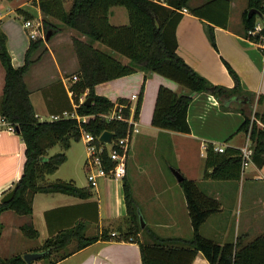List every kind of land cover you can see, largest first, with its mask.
<instances>
[{"label": "trees", "instance_id": "1", "mask_svg": "<svg viewBox=\"0 0 264 264\" xmlns=\"http://www.w3.org/2000/svg\"><path fill=\"white\" fill-rule=\"evenodd\" d=\"M71 2L70 9L66 10V0L33 1L45 18L40 22L36 40H30L25 64L21 68L13 66L7 49V36L0 29V62L6 73L4 92L0 99V116L14 127L15 133L21 137L26 147L23 174L12 188L17 185V191L11 202L0 206V217L7 211L31 217L33 199L38 193H60L83 200L92 196L90 187L79 188L74 181H47V177L54 175L67 162L71 141L81 140V127L75 120L41 121L30 99L31 93L25 78L35 63L32 57L40 50V56L45 54L47 35L51 34L49 39L51 40L61 31L59 26L47 19L77 31L87 39L86 43L74 41L79 64V81L70 87L73 103L78 107L77 112L81 115L96 116V119L82 126L83 130L94 135L109 131L115 138L125 137L129 130L128 124L117 121L108 123L99 116L109 114L116 105H124L122 116L128 119L131 115L132 102L123 98L112 102L105 97L96 96L95 87L138 71L151 72L189 91L187 94L178 95L165 86L159 87L151 119L153 128L190 135L188 109L194 97L202 93L213 96L225 111L233 109L230 104L234 102L237 104L234 105L235 110L245 119L239 131L248 133L251 128L252 162L259 168L264 166V114L257 110L253 112L254 106H264V96H259L257 100L249 96L227 63L226 66L235 81L232 89L210 83L177 53L176 30L184 18V10L209 23L206 28L207 35L213 47L217 49L214 27L228 28L229 0H210L196 8L190 7L191 0H71ZM113 7H123L127 10L129 17L127 25L110 24L109 13ZM250 10H257L264 17L263 0H248V9L242 16L244 38L258 44L260 36H264V29L261 35L254 36L250 33L257 22V16H248ZM18 14L24 18V22L35 20L33 15L24 10H18ZM96 43L106 48V51L95 48ZM117 56L127 59L129 63L123 64ZM144 89L143 84L134 112L136 120L140 116ZM86 94V99H93L90 106L80 103L81 97ZM56 146H60L62 152L49 156V151ZM215 148L214 144L206 145L204 180H240L243 173L241 151L226 148L223 153H219ZM180 187L186 197L193 229L190 239L162 238L147 226L142 229L139 206L131 185L124 181L126 228H119V236L113 237L109 230H104L94 237H87L86 225L80 222L47 240L38 252L49 250V254L43 260H46L47 264H56L59 260L95 242L116 240L138 244L143 264H193L198 254H202L209 264H264V233L248 244H244L241 238L236 242L220 244L204 237L201 234L202 226L221 211V205L216 199L204 194L196 181L184 177ZM2 230L3 225L0 221V235ZM20 231L28 239L39 238V233L31 221L22 225ZM144 235L148 237V241H143ZM73 242H76V247L72 252H67L56 260L51 259ZM0 264L27 263L23 256L18 255L9 259L0 257Z\"/></svg>", "mask_w": 264, "mask_h": 264}, {"label": "crops", "instance_id": "2", "mask_svg": "<svg viewBox=\"0 0 264 264\" xmlns=\"http://www.w3.org/2000/svg\"><path fill=\"white\" fill-rule=\"evenodd\" d=\"M33 1L0 0V29L7 36V49L15 68L24 66L30 38L25 27L24 30L13 27L10 22L6 21V17L13 12L20 17L18 10L24 9L33 15L34 22L39 24L43 14ZM208 1L210 0H191L190 7H200ZM229 1L228 28L214 27L217 49L213 47L207 35L206 28L209 23L185 10L184 18L176 30L177 53L192 69L210 83L232 89L235 86V81L226 66V63L229 64L238 76L243 90L254 100H257L259 96H264V53L256 43L246 40L243 36L242 16L248 9V0ZM5 9L8 12L3 14L1 10ZM109 22L113 26L127 25L129 23L127 10L123 7H113L109 13ZM73 36V30H69V32L61 30L52 38L50 45H46L47 52L41 56L39 54L37 61L26 75L25 81L31 93L30 99L35 113L41 121H48L49 116L71 111L75 107L70 92V86L74 83L68 76L70 72L79 68L77 55L72 49ZM53 45L54 47H52ZM94 47L106 51V48L98 43ZM117 59L123 64L129 63L125 58L117 56ZM34 67H39L43 74L38 78L39 83L37 84L36 81H32V76L30 83L27 80ZM140 75L142 78L137 79L136 77ZM156 75L151 72L138 71L135 74L97 85L95 94L112 102H116L120 98L131 101L132 96H139V94L129 97L121 89L113 88V83L129 79L131 81L132 79V85L139 92L144 84L140 119L142 115L149 112L150 108H153L151 110L154 111L160 86H165L178 95L189 92L175 82ZM5 76V69L0 62V99L4 92ZM40 82L42 83L40 84ZM39 85H43V87H36ZM60 86H62L61 90L64 95L62 98H59V94H55L54 91H49L55 87L58 89ZM86 96L87 94L80 100L85 99ZM131 102L132 111H135L136 102ZM234 105L237 104L232 102L230 106L233 109L225 111L213 96L206 93L195 96L188 109L190 135L163 131L152 126V128L147 126V129L149 132L154 129L156 132L152 133L157 137L143 135L138 119L139 133L132 139L125 179L123 181L100 180L99 186L92 189V196L85 200L60 193H38L33 199L31 217L19 216L12 211L4 212L0 217L3 225L0 235V257L9 259L18 255L24 256L27 253L38 252L47 240L80 222L86 225L87 233L88 229L94 228L92 229L94 234L91 236L87 234L88 237H94L104 230H109L111 236L115 235L113 237L119 236L120 224L127 216L123 190L124 181L131 185L139 209L142 207H140L136 195L138 194L137 189L143 190L144 197L149 203H147L146 213L143 211L141 215L143 214L146 226L150 230L162 238L190 239L193 229L186 197L177 179L173 176L176 181L174 184L169 177L164 175L158 178L152 176L140 178L136 172L140 166H143L144 160L149 155L147 150H152V154H161L160 159L163 161L172 159L176 162L183 177L196 181L204 194L220 203L221 211L212 216L201 228V234L204 237L220 244L236 242L239 238L243 240L244 244L250 243L264 233V166L259 168L254 162H251L238 181L204 180L206 156L203 151L204 146L214 144L216 147L241 150L246 143V133L239 131L245 119L241 113L235 110ZM256 110L264 114V106H256ZM25 150L26 147L21 137L16 133L8 132L4 126V119L0 116V199L20 180L26 161ZM195 152L200 154L202 162H197L194 170V167H190V160ZM49 156H51L50 151ZM160 159H158L159 162H161ZM187 160L188 166L186 167L184 163ZM83 169L86 176L85 165ZM66 176L60 175L58 170L54 175L47 177V181H74L79 188L89 187L88 182L84 183L79 178L73 179L74 177L71 175ZM165 194L167 197H164ZM238 206H240V217L235 224H232L230 219ZM30 221L39 233L38 239H28L20 231L21 226ZM169 231L173 234L171 233L169 236L161 234V232ZM183 231H186L185 235H182ZM38 262L47 261L41 259ZM56 264L143 263L138 244L113 240L95 242L67 258L59 260ZM193 264L209 263L202 254H198Z\"/></svg>", "mask_w": 264, "mask_h": 264}, {"label": "built area", "instance_id": "3", "mask_svg": "<svg viewBox=\"0 0 264 264\" xmlns=\"http://www.w3.org/2000/svg\"><path fill=\"white\" fill-rule=\"evenodd\" d=\"M264 7V0H263ZM185 11V10H184ZM24 27L28 30L30 40H36L37 31L40 24L34 21H25ZM264 29V17L263 19L257 17L255 28L250 32L252 35H261ZM264 53V36H260L259 43L257 44ZM79 81L78 76L72 77V82ZM138 95H134L131 101L138 102ZM85 99L80 100L83 104ZM77 106L71 111H65L60 114L51 115L48 118L49 122H60L67 120H75L81 127V140L84 142L85 151L87 153V160L85 162L86 178L91 189H95L99 186V182L102 179H110L114 181H123L127 174V161L129 158L132 139L139 133L138 121L134 117V112L131 106V115L128 119H124L122 112L125 110L124 105H116L115 109L109 114L99 116L100 119L106 122H125L129 126L127 135L123 138H113L111 143H102L101 137L105 132L99 135H94L82 129L83 125L89 124L93 119H96L95 115H81L77 112ZM253 112H256V106H254ZM4 126L10 133H15V129L12 125L8 124L4 120ZM251 128L246 133V143L241 151L242 169L243 171L251 164L253 158L252 143L250 139ZM203 151L206 152V146L203 147ZM215 151L223 153L224 147H216ZM113 236H115L113 234Z\"/></svg>", "mask_w": 264, "mask_h": 264}, {"label": "rangeland", "instance_id": "4", "mask_svg": "<svg viewBox=\"0 0 264 264\" xmlns=\"http://www.w3.org/2000/svg\"><path fill=\"white\" fill-rule=\"evenodd\" d=\"M72 5V2L71 0H66V9L69 10L70 7ZM24 10V9H23ZM26 11V10H24ZM1 12L3 14L7 13L8 10H1ZM44 15H43V18L44 19ZM41 19V20H42ZM48 21L50 22H53L55 23L57 26L60 27V30L62 31H65V32H69V28H67L66 26H63L61 24H59L58 22L56 21H53L51 19H47ZM6 21L10 22L13 27H17V28H20V30H24V18L23 17H19L17 16V14L15 12L11 13L8 17H6ZM41 22V21H40ZM40 24V23H39ZM41 26V24H40ZM69 29V30H68ZM74 36L72 37L73 39V43H72V49L73 51L76 53V47H75V44H74V41H77V42H84L86 43L87 42V39L86 37L84 38V36H82V34H80L79 32L77 31H74ZM27 36V35H26ZM84 38V40H83ZM52 40V39H51ZM51 40H48L46 41V45L51 43ZM83 40V41H82ZM54 47V45L52 46ZM41 53V50L38 51L37 53L34 54V56L32 57L35 62L37 61V57L39 56V54ZM35 64V63H34ZM32 68V67H31ZM79 68L74 71V72H70L69 73V77L72 78L74 76H78L79 77ZM32 73V74H31ZM31 73L28 75L27 77V80L31 81V76H32V81H36V84L39 83V79L40 77L43 76L42 74V70L39 68V67H34V69L31 71ZM158 76V75H156ZM137 79L138 78H142L141 75L139 77H136ZM130 80V79H129ZM129 80H124V81H117L116 83H113V88L117 89H121L123 91V93L129 97H131L133 94H140L139 90H137V88L135 89L134 86L132 85V79L131 81ZM42 82H40L41 84ZM43 87V85H39V86H36V87ZM45 87V86H44ZM71 87V86H70ZM138 87V86H137ZM62 86H60L58 89L55 87L54 89H51L49 91H54L55 94H59V98H62L64 97L63 93H62V90H61ZM44 91L46 90L43 89ZM151 107H152V104H151ZM153 108H150L149 112L145 113V115H142L141 118L139 119V124L141 126V134L143 135H152V136H155L157 137L156 135H153L152 132H156L154 131V129H151L152 132H149V130L147 129V126H149V128H152L151 125H150V122H151V110ZM253 110H254V107H253ZM156 134V133H154ZM155 143H157V140H155ZM149 151V155L146 157V160H144V164L143 166L140 168H138L136 170V172L140 175L139 177L140 178H148L149 176H152V177H160L161 175H164V176H167L169 177L172 182L175 184V178L173 177V173H172V170H178L179 168H177V164L176 162H174L172 159H165L164 161L160 159V157L162 156L161 154H152V150H147ZM62 150H61V147L60 146H56L54 147L53 149L50 150V155L53 156L55 154H58V153H61ZM67 162L61 166V168L59 169V172H60V175H67L66 177H68V175H71L72 177H74L73 179H81L84 183H87V179H86V176H85V173H84V165H85V162L87 160V153L85 151V145H84V142L82 140L76 142L74 140L71 141V148L68 150L67 152ZM161 162H159V160ZM188 160L184 163V166H188ZM197 162L198 163H201L202 162V158L200 157V154L195 152L194 153V156L192 158V160H190V167H194V170L196 169V165H197ZM180 172V170H178ZM181 173V172H180ZM137 192L138 194L137 197H138V201L140 203V207H142V210L140 208V214L143 213H146V207H147V203H149L147 201V199L144 197V192L143 190H140V189H137ZM136 192V193H137ZM164 197H167V195L165 194ZM138 204V203H137ZM142 211V212H141ZM142 217H143V214H142ZM240 217V206H238L233 214V216H231V223L232 224H235V222L239 219ZM144 218V217H143ZM145 221V219H144ZM146 223V221H145ZM120 226L122 228H126L125 227V221H123ZM94 229L93 227L91 229H88V233L86 231V236L87 234L89 236L93 235L94 231L92 230ZM186 229V228H185ZM90 232V233H89ZM186 231H183V234L182 235H185ZM172 232L169 231V232H161V234H164L165 236H169ZM173 234V233H172ZM88 237V236H87ZM143 240L144 241H148V237L146 235L143 236ZM76 246V242H73V244L69 247H67L65 250L61 251L58 255H54L52 257L53 260H56L58 259L60 256L64 255L65 253L67 252H70L71 250L74 249V247ZM37 263L36 264H47V262H38L36 261Z\"/></svg>", "mask_w": 264, "mask_h": 264}, {"label": "water", "instance_id": "5", "mask_svg": "<svg viewBox=\"0 0 264 264\" xmlns=\"http://www.w3.org/2000/svg\"><path fill=\"white\" fill-rule=\"evenodd\" d=\"M248 16L251 17V16H257L261 19H263V16L262 14L257 11V10H250L248 12ZM51 37V34H48L47 35V38L46 40L48 41ZM93 102V99L89 98V99H86L84 104L86 106H90ZM246 102V101H245ZM114 138V134L109 132V131H106L102 137H101V142L102 143H111L112 142V139ZM172 173L174 175V177L177 179V181L181 184V182L183 181L184 177L183 175L178 171V170H172ZM17 188L18 186L16 185L14 189H12L11 191L7 192L1 199H0V206L3 205V204H7L9 202H11L15 196V193L17 191ZM140 222H141V227L142 229H144L146 227V223L144 221V218L142 217V215L140 214ZM49 250L47 251H44V252H32V253H27L23 256V259L24 261L27 263V264H33L34 262L36 261H39L41 259H43L45 256H47L49 254Z\"/></svg>", "mask_w": 264, "mask_h": 264}]
</instances>
